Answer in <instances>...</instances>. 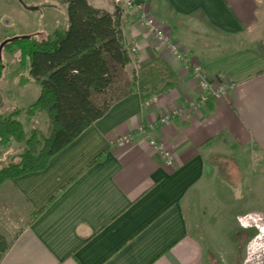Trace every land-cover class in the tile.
Segmentation results:
<instances>
[{
  "label": "crops",
  "instance_id": "obj_1",
  "mask_svg": "<svg viewBox=\"0 0 264 264\" xmlns=\"http://www.w3.org/2000/svg\"><path fill=\"white\" fill-rule=\"evenodd\" d=\"M121 1L138 66L160 56L179 83L148 102L127 95L43 169L0 184L17 225L1 232L11 243L0 264H236L240 236L264 238V0H132L226 85L195 108L203 90L191 71Z\"/></svg>",
  "mask_w": 264,
  "mask_h": 264
},
{
  "label": "trees",
  "instance_id": "obj_2",
  "mask_svg": "<svg viewBox=\"0 0 264 264\" xmlns=\"http://www.w3.org/2000/svg\"><path fill=\"white\" fill-rule=\"evenodd\" d=\"M60 1L66 10L64 30L14 37L3 44L6 51L18 52L20 65L29 68L40 89L26 108L0 116V145L12 141L24 144L22 151L0 166V184L43 169L51 156L127 95L138 93L146 101L173 89L180 80L160 56L141 65L131 76L127 74L130 47L123 34L120 6L109 12L89 0ZM3 72L0 56V81ZM38 111H45L48 117L45 135L37 128L27 132L17 119L21 112L33 116ZM10 243L0 232V259Z\"/></svg>",
  "mask_w": 264,
  "mask_h": 264
},
{
  "label": "rangeland",
  "instance_id": "obj_3",
  "mask_svg": "<svg viewBox=\"0 0 264 264\" xmlns=\"http://www.w3.org/2000/svg\"><path fill=\"white\" fill-rule=\"evenodd\" d=\"M92 1L96 5L105 6L118 5L122 2L121 0ZM125 6L127 9L129 8L127 4ZM66 27L65 5L60 0H0V56L4 63V72L0 81L1 117L16 109L26 108L37 98L40 89L38 83L30 77L29 68L20 65L18 52H8L3 48L5 41L19 36L51 34L55 29L62 31ZM144 28L146 29L145 26ZM156 41L158 42L157 39ZM130 53L131 61L126 67L129 76L140 67L135 59L136 51H132L131 46ZM191 66L190 62L185 64L186 69L189 71H192ZM17 119L23 123L27 132L33 128H37L44 135L47 132L48 117L45 111H38L33 116H27L24 112H21ZM11 143V145H0V166L6 164L16 152L22 151L24 147L23 143L14 141ZM5 195L4 191L0 192V232L10 236L12 235L10 232L17 229V225L14 223L16 218L11 215L12 210L8 208L12 202L9 201L8 204V198ZM260 224L258 227H252L257 229V234L261 235L262 233L259 231ZM205 237V240H208L206 235ZM214 237L217 242L223 241L222 236L221 239L218 236ZM252 239L247 238L246 235L240 236L236 264L264 263V238L256 239L255 242ZM240 242H242L241 246Z\"/></svg>",
  "mask_w": 264,
  "mask_h": 264
},
{
  "label": "built area",
  "instance_id": "obj_4",
  "mask_svg": "<svg viewBox=\"0 0 264 264\" xmlns=\"http://www.w3.org/2000/svg\"><path fill=\"white\" fill-rule=\"evenodd\" d=\"M120 1V0H116ZM126 4L133 12L139 13V17L143 22V25L146 27L148 32L152 34L158 42L164 45L171 54L178 60L183 61L185 64L190 62L189 59L171 42L169 37L159 28L157 22L144 11L142 4L134 3L130 0L126 1ZM132 51H136V47L131 46ZM131 54V53H130ZM191 63V62H190ZM192 75L197 80L200 88L203 90V94L199 97V99L191 100L189 102L190 108H195L198 104L203 103L208 97H212L214 99H218L222 97L226 91V85L219 84L214 86L210 83L207 78L205 72L199 64H192ZM153 98V97H152ZM152 98L146 100L148 102ZM171 119V115L167 114L160 119L161 124H167ZM139 133H146V130L143 128L139 129ZM133 138L132 134H127L119 139V144L127 143ZM150 144L153 148L159 152V154L165 159L167 163H171V156L169 152L165 149L163 143L155 138H149Z\"/></svg>",
  "mask_w": 264,
  "mask_h": 264
},
{
  "label": "water",
  "instance_id": "obj_5",
  "mask_svg": "<svg viewBox=\"0 0 264 264\" xmlns=\"http://www.w3.org/2000/svg\"><path fill=\"white\" fill-rule=\"evenodd\" d=\"M19 1H21V0H19Z\"/></svg>",
  "mask_w": 264,
  "mask_h": 264
}]
</instances>
